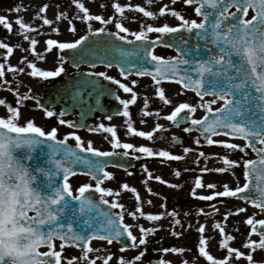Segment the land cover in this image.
Here are the masks:
<instances>
[{
    "label": "snow or ice",
    "instance_id": "1",
    "mask_svg": "<svg viewBox=\"0 0 264 264\" xmlns=\"http://www.w3.org/2000/svg\"><path fill=\"white\" fill-rule=\"evenodd\" d=\"M153 0H147L151 4ZM177 0H172L175 4ZM186 5H195L194 11L200 19H186L180 11L170 9L168 5H164L159 9L158 15L164 17L170 14L171 17L177 18L180 23L178 26H170L164 23L162 26H153L141 24V30L132 31L131 36L134 40L129 39L127 35L129 29L122 22L128 17L125 15L126 9L129 11H138L146 18H155L157 13L146 10L140 5H121L114 2L112 7L114 13L110 18L103 15H93L82 0H72L78 12L73 19H79L87 24V35L80 36L72 42H58L56 39H48L46 41L47 49L51 51L54 47L58 48L62 53L59 56V66L55 70H42L33 60H29L24 56L20 64L25 66H12L6 62L0 63V78H4L7 72L13 74L25 73L35 78L44 79L59 77L65 72V50L73 53H81L83 57H95L90 62L91 67H96V61L105 64L108 68L114 65L119 68L120 75L127 80L130 76L139 77L150 76L156 85L162 80H175L183 85L184 89H189L204 101L205 97L211 96L213 99L207 102L193 106L189 102L179 103L174 106L170 114L163 118L172 122L176 127H180L182 123L189 122V126L184 127L185 133L191 134L193 131L200 133L195 138V144H201V137L207 145H222L226 150H239L244 152L245 156L249 153L246 149H251L255 153L253 159L241 158L240 161L229 159L228 155L219 157L222 159L226 167H218L209 169L205 167L204 172L215 171L217 173H225L231 171L232 168L243 166V175L245 182L241 185L237 176V184L235 188H230L227 182L223 183V190L216 191L210 195H199L195 190L191 194L200 200L215 201L217 197L221 198H237L239 200L250 202L252 206L264 212V0H184ZM101 7L105 5L102 3ZM48 4L39 9L36 18L43 21V25H53V20L42 15L47 12ZM235 9V11H232ZM27 10V9H23ZM251 10V14H250ZM9 11L20 13L22 5H17ZM68 19V13L61 11L56 20ZM133 20L137 19L132 17ZM99 22L104 25L99 28H93L91 22ZM118 31H107V25L113 24ZM15 24L19 27L18 34L29 42L30 49L36 52L38 40L30 33L39 34V29L33 27L29 23H25L22 17L17 16ZM0 26H3L8 33L13 31V23L8 17L0 15ZM53 31L59 32L58 28ZM69 31L75 33L77 28L72 25ZM149 33L159 34L156 39H149ZM195 34L197 43L195 45V55L192 50L188 49V39ZM114 37L124 42V44L132 45L128 48L124 46L116 47L114 50L116 55L112 60L101 57L97 54L94 47H89L88 42L91 38L101 35ZM176 35L179 37V43H167L165 36ZM203 41V49L207 53L206 58H201V44ZM139 42V43H137ZM157 44H165L168 47H176L180 55L171 59H165L154 54ZM214 46V47H213ZM19 47V45H17ZM0 57L5 61L13 53V47L8 43L0 41ZM28 52L29 49H24ZM108 54H111L109 52ZM39 54L36 59H42ZM80 61L76 62L79 67ZM89 77L103 78L104 81L110 82L106 86L102 82L99 87L112 95L118 104L122 106L117 108L112 114H108L106 118L111 121L113 116H122L127 118L128 133H135L139 137H147L153 139L151 131H139L133 127L130 114V106L137 103V93L128 83L121 82L120 79L109 75L107 72H88L84 74ZM132 85H136V80H131ZM8 80L4 79L0 83V88L8 85ZM111 85L118 86L111 87ZM131 94L130 98H122L119 94ZM8 91H12L11 86ZM159 100L162 106H168L172 102L166 97L165 90L162 87L156 88ZM16 105L11 102L7 104V118H0V264H62V253L65 251V245H74L81 250L80 257H72L67 259V264H97V260H103V264H109L113 259L112 253L105 257H90V253L100 252V248H93L91 242L95 239L106 241L111 245L114 241L121 244L119 251L124 253L128 249H140L134 258H125L123 255L117 258V264H143V259L147 252L148 234H155L158 231L156 227L145 228L143 225L137 224L141 236L137 237L133 233V225L125 222V215L139 219L146 217L148 221H159L164 213L146 214L142 210L140 196L137 189L132 187L131 192L137 193L136 210L127 211L123 203L117 200H109L108 197L119 196L120 193L113 192L111 188H105L102 185L105 180H111L113 173L106 171L109 164V158L128 157L129 159H140V156H131L129 151L134 149L132 143H122L118 137L117 128L115 126H106L99 123L96 126L89 127L84 123H76L65 120V111L59 113L50 110L41 101L32 95H21L19 86L16 89ZM35 100L36 105L42 108L47 118L58 116L60 125H67L69 128H88L89 131L103 132L110 134L112 150L101 151L93 147L91 141L85 142L75 132H71L63 139H58V130L56 126H52L50 130H46L44 126H36L33 118L29 117L26 126L18 124L19 119H23L21 107L24 101ZM220 102V106L213 108L212 105ZM6 100L0 98V105H5ZM197 107L203 108L207 113L203 118H193ZM149 100L145 96L143 106L140 110L141 117L152 116L153 113L148 111ZM156 117L161 116L160 111H156ZM144 121L142 120L141 123ZM157 131L165 130V126L156 123ZM231 137L233 139H242L245 144L239 145L228 140H214L212 137ZM72 137L76 141V146L72 147L68 141ZM163 138V137H161ZM104 139H108L107 136ZM173 143H179L180 138L174 136ZM42 145L48 148L49 167L33 168L30 162L33 160V153ZM116 149H124L118 152ZM21 150L23 155H17ZM193 149L185 147L184 153H188ZM137 153L145 154L146 157H162L171 161L181 160L180 155H173L171 152L161 150L154 152L153 148L143 146L134 149ZM84 153L85 155H81ZM199 156L205 157L204 152H200ZM91 157V158H89ZM210 159V157H205ZM199 163V160L196 161ZM81 166L79 169L75 166ZM113 166L125 168V164L116 162ZM83 171L84 174L91 177L95 181L85 183L80 186L74 194V190L69 183V177L75 175L76 171ZM143 170L147 173L149 179H152V173L148 170L147 165L143 166ZM132 175L131 172L128 173ZM176 175L180 172L177 170ZM232 175H236L234 172ZM43 177V179H41ZM156 180L164 182L161 177H155ZM60 181V182H58ZM147 184V180L143 181ZM166 183V182H164ZM178 187L177 185H170ZM196 188L204 187L200 179L195 180ZM123 189L129 190V185L123 183ZM217 187L216 182L208 183V189ZM150 194L152 189L148 188ZM99 194V199H96ZM227 203L226 200L219 201ZM152 204L151 200L147 201ZM212 208L219 212L215 204ZM120 209L119 212L114 211ZM244 207H235V214L245 212ZM204 213L203 209H200ZM233 212L224 213V220L233 215ZM171 215L175 217L176 212ZM208 215V213H204ZM175 224H180L179 220H174ZM247 225L251 226L248 234L247 242L244 247L251 249L253 252L264 249V219L255 220L247 218ZM257 225L260 227L258 228ZM191 228V225H188ZM215 229L219 233H225V226L220 222H216ZM200 233L198 241V254L200 257L206 258L210 264H236L242 257H245L249 264L253 262L251 254L231 247L229 242L235 240L233 235H224L220 242V247L226 250L224 258L217 259L207 250V241L211 237H206L205 225H201L197 229ZM173 235L179 236L181 233L173 232ZM253 234L260 236L259 241L251 239ZM56 241H59V250ZM130 241L131 243H128ZM141 246H144L141 248ZM42 248L47 250L42 251ZM162 252L183 253V248H164ZM159 264H171V261L161 259ZM182 264H198L197 260L191 262L184 260Z\"/></svg>",
    "mask_w": 264,
    "mask_h": 264
},
{
    "label": "flooded vegetation",
    "instance_id": "2",
    "mask_svg": "<svg viewBox=\"0 0 264 264\" xmlns=\"http://www.w3.org/2000/svg\"><path fill=\"white\" fill-rule=\"evenodd\" d=\"M110 31H118L117 29H107ZM3 29L0 31V41L3 38ZM126 35L125 33H122ZM159 34L152 33L149 35V38H155ZM128 36V35H127ZM129 39L134 37L128 36ZM154 54L159 55L165 59H171L177 57V53L168 47H159L154 50ZM65 72L62 73L59 77H53L48 79H39L34 83V89H19L21 95H32L38 98L42 104L48 106L50 110H53L56 113L60 111H65V120L73 121L76 123H84L89 127L96 126L99 123H104L106 126H115L117 128L118 137L121 139L122 143H132L134 149L138 147H151L154 152L161 150H166L171 152L173 155H180L183 158L177 161H171L167 158H162L158 156L146 157L145 154L137 153L132 150L129 151L130 155L140 156V159H128L135 161V164L128 169H120L117 167L106 168V171L113 173V178L111 180H105V183L102 185L105 188L113 189V192H119L120 195L108 197L111 200H117L119 203H123L127 211L136 210V200L135 197L137 193L140 196V201L142 207L146 199V195L149 193L148 188L159 189V204L157 209V214L164 213L161 220L156 221V228L158 231L155 234H150L147 237L148 241L152 243L154 248L146 252V254H155L156 256L163 257L168 254H171L172 264H182V261L187 260L189 262L197 260L198 264H210L209 261L204 257H200L198 254V241L200 233L197 229L201 225H205L206 237H211L207 241V250L211 255H218L219 253L225 251L220 247V242L224 235H233L235 240L230 241L229 244L233 246L232 242L239 243V241H247L248 234L251 231V226L247 225V218L242 219V217L228 218L227 221L224 220V212H233L235 213V207L230 209H224L226 203H221L219 201L231 200L229 198L217 197L215 201H204L200 200L197 197L192 196V190H199L197 196L199 195H210L214 192L211 189H208L207 186L196 188L195 180L201 179L206 176L209 172H204L206 166L208 167L209 157L206 153L210 149L209 146L201 140V144H195V138L198 135L193 131L191 134L185 133L183 131L184 127L189 126V122H184L180 127H176L172 122L164 119L163 117L167 114H170L174 109V106H178L179 103L189 102L193 106H197L200 103L205 102L201 101L200 98L193 92L186 89H183L178 84L172 80H162L159 85H156L150 76L139 77L136 75L130 76L127 80L120 75V71L116 68H107L96 66L92 68L91 66L79 65V67L72 68L68 63H64ZM99 72L104 71L109 75L120 79L123 83H128L130 87H133L134 91L137 93L138 99L135 105L130 106V114L133 122V127L136 128L137 132L139 131H151L153 133V139L149 140L147 137H139L135 133L127 132V125L125 120L127 118L122 116H113V119L109 121L106 116L112 114L121 108L118 104V101L114 99L112 95L107 93L104 89L99 87L102 82L104 85H110V82L104 81L103 78L89 77L84 74L88 72ZM65 76L76 77L78 79V87L76 90L69 91H53L49 90L47 87L53 86L58 82H64ZM131 80H136L137 84L132 85ZM86 83H83V82ZM111 87L118 86L111 85ZM162 87L165 90L166 97L171 100V104L168 106H162V101L159 100V97L156 93V88ZM8 93L10 100L6 101L4 105L5 115L0 114V118H7V104L11 102L14 106L16 105V89L12 91H3ZM75 95V100L66 99L67 95ZM119 94L122 98H130L131 94L123 93L121 89ZM59 96L60 100L56 102V97ZM147 97L149 100L148 111L153 113L152 116L141 117L140 110L143 106V99ZM21 107V112L23 119H19L17 122L21 126H26V122L29 117L33 118L36 126H44L46 130H50L52 126H56L58 130V139H63L66 135L71 132H75L81 137L87 146V142L91 141L93 147L101 151L112 150L110 140V134L103 133L102 131L97 133L94 131H89L88 128H69L66 124L60 125L58 123L59 117L54 116L52 118H47L44 110L39 108L36 105L35 100L24 101ZM1 108V107H0ZM160 111L161 116L156 117L155 112ZM1 112V111H0ZM206 114L203 108L197 107L196 113L193 114V118H202ZM198 116V117H197ZM144 121L141 123V121ZM160 123L165 126V130L157 131L155 129V124ZM107 136L108 139H104ZM176 136L180 138L179 143H173L172 138ZM163 137V138H161ZM68 143L76 144L74 138L70 137ZM189 147L193 149L188 153H184L183 149ZM218 148V146H216ZM206 150V151H205ZM118 152L125 151L124 149H116ZM200 152L205 153V157L199 156ZM199 160L197 164L196 161ZM147 165L148 170L152 173V179H149L147 173L143 170V166ZM179 170L180 175L177 176L176 172ZM131 172L132 175L128 173ZM161 177L164 182L158 181L155 177ZM226 178V177H225ZM147 180V184L143 181ZM203 180V179H202ZM230 180L226 178L223 182H229ZM69 183L76 194L78 188L85 183H92L95 185V181L91 177L86 175H77L69 179ZM123 183L129 185V190L123 189ZM153 184H156V187H151ZM170 185H177L178 187H171ZM132 187L137 189V193L130 191ZM223 187V186H220ZM204 189V190H203ZM202 190V191H201ZM213 190V189H212ZM216 191L219 190V188ZM215 191V192H216ZM163 192H168L171 194V197L163 196ZM212 204L216 205V208L219 209V212H216L212 208ZM169 205V206H168ZM200 209L204 210V213L200 212ZM117 212L120 209H116ZM172 212H176L177 215L173 217ZM243 213V212H241ZM174 220H179L180 224H175ZM139 219H134L133 217L125 215V222L130 224H136ZM244 221L246 229L241 225V222ZM216 222H220L225 226V233H219L218 229L214 228ZM191 225V228L188 227ZM173 232L181 233L179 236L173 235ZM134 233V232H133ZM135 235V233H134ZM141 236V235H140ZM139 236V237H140ZM252 238L259 239L256 234L251 236ZM60 242L56 241V244L59 245ZM183 248L185 251L183 253H164L161 249L164 248ZM120 249V246L118 247ZM42 251L47 250L42 248ZM136 253L138 251H134ZM241 259L236 261V264H241ZM159 264V261H158Z\"/></svg>",
    "mask_w": 264,
    "mask_h": 264
},
{
    "label": "rangeland",
    "instance_id": "3",
    "mask_svg": "<svg viewBox=\"0 0 264 264\" xmlns=\"http://www.w3.org/2000/svg\"><path fill=\"white\" fill-rule=\"evenodd\" d=\"M82 2L85 4L86 7L89 8L90 13L93 15H103L105 18L112 17L114 13V9L112 7V4L114 2H119L121 5H127L131 4L133 6L140 5L144 6L146 10H151L155 13H157V16L155 18H146L143 17L142 13H139L138 11H129L126 9L125 15L128 17V19L123 20L122 22L124 25L129 29V33H125L128 36H131L130 33L132 31H139L141 30V24L143 23L145 26L148 24H152L153 26H162L164 23H168L170 26H178L180 21L175 18L171 17L170 14H166L164 17H160L158 15L159 9L163 7L164 5H168L170 9H174L177 11H180L182 15L185 16L186 19L192 20L197 19L199 20V17L196 16L194 11V6L186 5L184 3V0H178L175 4H172V0H153L151 4L147 3V0H82ZM104 4L105 7L102 8L101 4ZM45 4L49 5V8L46 13L42 15H46L47 18L53 20V25H43V21L41 19H37V13L39 12V9L43 7ZM17 5H22V11L20 13H16L14 11H9L10 9L14 8ZM23 9H27L26 11ZM64 11L68 13V19H62L57 21L56 17L58 14ZM78 12V9H76L75 5L72 4V0H0V15H4L9 18V20L13 23V31L12 33H8L3 26H0L3 29V38L2 41L8 43L10 46L13 47V53L10 57H7V60L2 62H6L7 64H11L12 66H25L21 65L20 61L24 56H27L29 60H33L37 63V66L40 67L42 70H55L59 66V56L60 50L58 48H53L51 51L47 49L46 41L48 39H56L58 42H72L75 39H78L80 36L84 34V32H87V24L86 22H82L79 19H73V17L76 16V13ZM251 14V13H250ZM117 15L118 18V14ZM17 16H20L23 18L25 23L31 24L33 27L39 29V34L36 32L30 33L32 37L36 38L38 40V44L36 46V52L33 53L30 49L29 42L23 39V36L19 35V27L15 24V19ZM132 17H136L137 19L133 20ZM93 25V28H99L104 25H101L99 22H91ZM114 23L107 25V29H115ZM75 25L77 28V31L75 33L69 31V28ZM54 28H58L59 32L53 31ZM152 33H149L148 35H151ZM133 37V36H131ZM19 45V47H17ZM24 49H29L28 52H25ZM39 54L43 58L37 60L36 55ZM27 71H30V69H27L25 73L20 74H13L10 72H7L5 77L0 79V83L3 82L4 79L8 80L9 84L4 85L3 88H0V98H4L6 101L10 100L8 97L6 91L9 86H11L12 89H17V86H19V89H34V83L38 81L39 79H42L40 77H31L27 75ZM211 99H206L205 102L210 101ZM219 106V103L212 105L213 108H216ZM0 114L5 115L2 113L4 111V105H0ZM198 117V116H197ZM214 140H228L229 142H233L239 145H244L245 143L239 140H233L226 137H218ZM224 149L221 151V149ZM206 151V150H205ZM246 151L249 153L248 156H245L244 152H241L239 150L231 151L226 150L222 145H219L218 148L214 149L211 148L208 151H206L207 155L210 157L208 167L209 169H215L218 167H226L223 164L222 159L219 157H223L224 155H228L229 159H232L234 161H240L243 157L244 159H253L252 153L246 149ZM235 173L236 175H232V173ZM237 176L239 177L241 185L245 182V178L243 175V166H237L231 169V171L225 172L223 174L217 173L215 171L209 172L206 176L202 177L200 180L205 185L204 189L206 188L208 183L216 182L217 187L214 188L211 191L215 192L218 188L219 190H223V180H226L228 178L230 181L227 182L229 184L230 188H235L237 184ZM226 177V178H225ZM203 179V180H202ZM151 187H156V184H153ZM152 189V193H148L146 195V199L144 201V205L142 207V210L146 214H157L158 204H159V196L161 194L159 193V189ZM203 189V190H204ZM202 191V190H201ZM196 193L199 192V190L195 191ZM163 196L171 197V194L168 192H163ZM151 200L152 204H148L147 201ZM169 206V205H168ZM244 207L246 208V211L239 214H233L229 216L228 218H234V217H242L244 218H253L255 220L264 219V212H260L259 210H256L255 208H252L248 204H244L238 201L233 200H227V203L225 205L224 209H230L231 207ZM235 210V209H234ZM226 213V212H224ZM223 213V214H224ZM137 224L143 225L145 228L150 227H156V221H148L146 217H140L139 221L136 224L133 225V232L137 237L141 235L139 229L136 227ZM241 225L244 229H246V226L244 225V221L241 222ZM247 231V229L245 230ZM150 234H148L147 237H149ZM252 240L258 241L256 238H252ZM247 241H239V243L232 242L233 246H237L236 248L245 252V254H251L253 256V262L252 264H263L264 262V254L262 251L257 250L252 251L249 248H245L244 245ZM91 246L93 248H100V252H94L90 253V257L94 258L95 256L105 257L107 254L112 253L113 259L109 261V264H117V258L121 255H123L125 258H134L138 253L136 252H124L121 253L119 251V248L116 244L108 245L107 242L103 241H93L91 242ZM59 250V245H57V249ZM82 255L81 251L73 249V248H67L65 247V251L62 253V264H67V259H71L72 257H80ZM226 255V250L219 253L218 255H214L215 258L220 259L224 258ZM161 259L171 261L172 264V257L171 254H168L163 257L156 256L153 253L146 254L143 259V264H151L152 260H158ZM242 263L241 264H249L247 259L245 257L241 258ZM97 264H103V260H97ZM139 264V262H138Z\"/></svg>",
    "mask_w": 264,
    "mask_h": 264
},
{
    "label": "water",
    "instance_id": "4",
    "mask_svg": "<svg viewBox=\"0 0 264 264\" xmlns=\"http://www.w3.org/2000/svg\"><path fill=\"white\" fill-rule=\"evenodd\" d=\"M235 11V9H234ZM88 34V33H87ZM86 34V35H87ZM186 38L188 39V44H187V47L188 49L192 50V55H195V45L197 43V38L195 36V34L193 33L190 37H187ZM134 40V39H133ZM164 40L167 42V43H179V37L176 36V35H172V36H165L164 37ZM139 43V42H137ZM200 44H201V52H200V56L201 58H206L207 56V53L205 52V50L203 49V41H200ZM88 46L89 47H94L97 54L101 57H106V59L108 60H112L113 57L116 55V53L112 50H114L116 47H119V46H124V47H128V48H131L133 47L132 45H127V44H124V42H121L117 39H115L114 37H110V36H107V35H101V36H98V37H94V38H91L90 41L88 42ZM160 46H166L165 44H157V47H160ZM168 47V46H167ZM214 47V46H213ZM172 49H174L179 55H180V52L177 50L176 47H170ZM109 52H111V54H108ZM65 53H67V55L65 56V62H68L71 66L73 67H76V62L77 61H80L79 64H85V65H89L91 66V63L90 62H84V61H91L93 59H95V57H83L82 59V54L81 53H73L69 50H65ZM2 58V57H0ZM96 65H100V66H106L105 64H101L99 63V61L97 60L96 61ZM107 67V66H106ZM113 67H116L115 65ZM118 68V67H117ZM119 69V68H118ZM120 71V70H119ZM76 80H67L65 81L64 84H59L57 85L54 89L56 90H61V89H75L76 87V83H75ZM181 84V83H180ZM182 85V84H181ZM183 86V85H182ZM71 99H75L74 96H71ZM197 132V131H196ZM199 133V132H198ZM200 134V133H199ZM203 139V137H201ZM214 138V137H212ZM231 138V137H229ZM238 139V138H236ZM204 140V139H203ZM242 140V139H241ZM206 143V142H205ZM72 147H75V146H72ZM23 151L24 150H21L17 153V155H23ZM48 153V148L46 145H42L40 148H38L34 153H33V156H36L38 158H35L33 159L30 164H33V163H43L44 159H45V164L47 165V167H49L48 165V160H49V156L47 155ZM81 155H85L84 153H80ZM255 155V153H254ZM91 158V157H89ZM109 164L108 166H113L114 163L116 162H119V163H123L125 164V168L123 169H127L131 166V163L130 161H128L125 157H113V158H109ZM77 167L78 169L81 167L79 165L75 166ZM119 167V166H117ZM122 168V167H120ZM75 174H84L83 171H80V170H77ZM73 176V175H72ZM71 177V176H70ZM60 182V181H58ZM97 195L96 194V197L97 198ZM237 199V198H236ZM115 211V210H114ZM260 226H258L259 228ZM264 230V229H262ZM115 242V241H114ZM117 243V242H116ZM128 243H131L130 241H128ZM120 244V243H118ZM121 245V244H120ZM67 246H74V245H67ZM148 246V245H147ZM146 246V247H147ZM75 247V246H74ZM77 248V247H76ZM143 248V246L141 247ZM79 249V248H77ZM128 250H136V249H128ZM264 251V249H261Z\"/></svg>",
    "mask_w": 264,
    "mask_h": 264
}]
</instances>
